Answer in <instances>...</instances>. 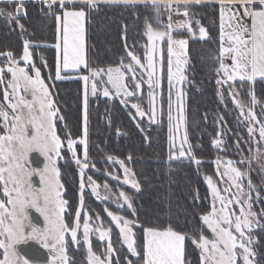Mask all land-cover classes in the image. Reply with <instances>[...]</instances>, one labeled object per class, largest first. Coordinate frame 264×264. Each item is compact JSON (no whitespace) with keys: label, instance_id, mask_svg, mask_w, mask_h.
Here are the masks:
<instances>
[{"label":"snow or ice","instance_id":"obj_1","mask_svg":"<svg viewBox=\"0 0 264 264\" xmlns=\"http://www.w3.org/2000/svg\"><path fill=\"white\" fill-rule=\"evenodd\" d=\"M39 2L47 9H41L42 15L54 18L55 44L40 45L23 39V51L19 58L12 51L0 53V57H6L0 62V196L3 197L0 199V250L3 253L0 264H29L15 249L17 244L28 240H35L48 250L49 264H70L67 235H70L73 245L79 246L81 242L87 245L88 264H122L117 248L112 243V227H105L97 214L93 228L90 224L93 217L86 211L81 224L85 173L91 163L89 97H97L98 94L110 99L116 97L125 106L131 102V109L135 112H129V116L147 146H150L149 132L152 126L162 129L166 123L168 152L164 163L169 184L175 182L171 178V173L177 171L172 167L174 162L194 164L199 173L204 162L197 158L195 150L202 149V145H193L189 140L187 91L180 87L184 83H191L185 75V67L189 64V40L180 38V31L186 30L194 37V22L198 26L199 39L211 40L208 30L190 11L191 5H202L211 0ZM0 3L11 6L9 11L0 9V17L7 19L9 27L14 22L23 36L27 29L20 20L27 19L26 0H0ZM100 3L133 9L140 4L152 9V17L146 16L143 21L142 35L147 40L143 45V60L135 54V45L129 50L126 42L128 25L122 24L121 39L125 41V56L120 58L119 64L93 67L89 62L85 45L86 12L83 8L77 10L70 6L87 5L89 11H92L98 10ZM219 8V51L218 55L213 53L211 57L218 64L214 68L217 75L215 83L218 86L216 95L220 103L224 104L223 88L227 86L228 96L238 110L237 122L248 133L247 140L239 133L234 134L235 151L241 158L236 161L216 157V178L213 175L203 177L211 197L210 209L198 214L201 223L194 225L191 231H179L172 225L175 213L171 210L170 196L165 197L168 211L164 215L168 219V225L157 227L144 226L140 221L133 195L123 190L116 193L111 203L115 204L118 211L113 212L106 206L104 212L118 229L121 246L126 245L128 253L135 258L133 261L125 257L123 264H193L188 251L189 243L198 251V264H261L257 259L260 254V239L256 230L259 229L264 234V207L257 211L254 204L264 205V103L255 95V84L258 80L264 82V0H228L227 9L221 0ZM133 15L139 19V14L135 11ZM174 15H182L184 19L174 21ZM42 46L56 50L54 73H48L49 80H71L74 78L72 74L77 73L75 78L83 82V134L78 139L70 136L67 139L71 159L78 166L80 192L79 207L76 208L71 223L66 218L73 216V213L69 200L64 198L65 186L61 183V170L57 167V160L62 158V140L57 134V122L65 118L60 115L50 85L42 78L40 67L33 62L31 51ZM126 59L128 62H125ZM40 60L47 66L43 56ZM82 66L87 74L79 75ZM145 85L146 96L143 94ZM245 85L248 86L247 95L250 98L247 101L241 98ZM145 101L147 108L143 106ZM258 105L259 115L255 110ZM224 106L227 111V105ZM145 118L146 127L142 126ZM204 119L207 120V114ZM214 122L218 130L211 139V146L224 151L226 141L223 133L227 121L224 115L217 114ZM181 129L182 136L178 137ZM241 142L249 145L247 156L243 155ZM77 145L83 146V160L77 157ZM33 152H39L44 157L42 169L29 166V157ZM106 159L119 165L123 172L122 180L118 174L111 173L113 180L123 186H130L136 193L142 191V183L135 171L128 166L133 161L131 153L124 159L106 154ZM237 164L243 166V169L237 167ZM92 166L95 167L94 164ZM253 172L260 175L259 184L253 181ZM34 175L39 177L38 188L32 183ZM87 184L97 200H110L113 189L108 183L103 184L104 195L99 191L101 185L91 175L87 176ZM193 199H200L198 190L194 191ZM29 208L43 216L46 226L42 231L35 226L26 231L29 225L26 209ZM120 212L124 214H119ZM81 228L82 240L78 239ZM136 229L142 232V237L138 236ZM94 233L98 234L99 241H107L106 248L99 254L93 251L90 240V234Z\"/></svg>","mask_w":264,"mask_h":264},{"label":"trees","instance_id":"obj_2","mask_svg":"<svg viewBox=\"0 0 264 264\" xmlns=\"http://www.w3.org/2000/svg\"><path fill=\"white\" fill-rule=\"evenodd\" d=\"M2 6L8 4L1 3ZM220 3L211 1L202 5H191L190 11L195 14V19H199L210 36L211 40L201 41L199 37L189 38L188 59L189 64L186 68V76L191 83H184V89L187 91V116H188V134L189 140L193 145L200 144L201 148H196L197 158L204 163L197 172L196 166L190 163H173L172 167L177 169L171 173L174 183H168L166 173L168 143L167 126L158 129L152 126L150 129V146H147L142 134L135 127V122L129 116L132 110L121 105L118 99L109 100L102 96L89 97V158L90 165L97 167L103 175L89 170V174L96 180L106 181L113 188L116 187L114 180L108 178L105 174L116 173L123 178L122 170L119 165L107 161L106 154H112L119 159H124L129 153L133 156V161L128 165L131 167L137 178L143 185L140 193L128 189V193L135 197V206L139 211L140 221L144 226L166 227L168 219L164 215L168 209L165 207V197H171L172 212L175 213L171 223L179 231H191L194 225H199L198 214H203L210 209V193L204 182V175H215L214 160L217 156H228L234 160L239 159V154L235 151L236 138L235 133H239L248 139L246 128L238 124L235 105L231 97L225 92L224 104L220 103L216 95L217 86L214 77V68L218 64H211L213 53L218 55L219 51V8ZM77 10L83 8L86 12V56L93 67L117 66L120 58L125 56V41H122V24L128 25L127 44L129 50L135 45V54L143 60V45L146 44V37L142 35L143 21L145 17L151 18L153 11L138 4L135 9L124 6H108L105 3L98 5V10L89 11L87 5L77 4L74 6ZM27 19H21L20 22L25 25L27 39L40 45L55 44V21L44 17L41 9L46 11L44 5L39 0L26 1ZM134 11L139 14V19L133 15ZM90 19V22H89ZM166 20L167 17L165 16ZM193 29L198 32V26L193 22ZM182 36L187 35L183 31ZM189 36V34H188ZM36 59L44 56L47 66L41 63L37 64L43 70L44 77L50 84L55 101L59 107L60 115L64 116L63 121H58L57 132L66 142L69 136L72 139H78L82 136V115H83V82L76 79L77 73H73V79L64 81L49 80L48 73H54V61L56 50L52 47L33 48ZM12 51L19 58L23 51V36L15 23L9 27L5 17H0V52ZM125 62H128L126 59ZM87 74V70L81 68L79 75ZM47 82V83H48ZM165 90L167 82L165 79ZM258 95L262 98L264 93V82L259 80L255 84ZM248 86L241 93L245 101L250 98L247 95ZM199 89V91L197 90ZM166 94V92H165ZM2 92H0V98ZM227 105V111L225 106ZM207 114V120L204 116ZM222 114L227 121V127L224 129L223 138L226 141L224 151H219L211 146V139L216 136L217 125L215 117ZM142 126L146 127V120ZM230 130V131H229ZM127 133V135H125ZM248 145L241 142V148L247 151ZM77 156L83 159V146L77 145ZM65 154L68 159L61 163L62 179L65 185V198L69 200L70 210L73 216L67 219H74V213L79 207V172L77 166L73 163L70 153L66 147ZM247 155V154H246ZM252 179L255 183L261 182L260 176L252 173ZM169 188L171 192H169ZM198 190L200 199H193L194 191ZM84 209L91 213H100L104 216V209L97 204L91 193H86ZM207 197V199H205ZM264 205L254 204V208L259 211ZM138 236L142 237V232L136 229ZM116 230H113V246L117 248V255L122 264L127 257L133 261L128 251L119 245L115 237ZM257 237L260 239L258 246L259 255L257 259L264 264V234L259 229L256 230ZM101 250V245L97 244ZM100 246V247H99ZM70 264H88L87 251L84 244L79 246L71 242L68 247ZM188 251L193 264H198V251L188 244ZM0 250V258H2Z\"/></svg>","mask_w":264,"mask_h":264},{"label":"rangeland","instance_id":"obj_3","mask_svg":"<svg viewBox=\"0 0 264 264\" xmlns=\"http://www.w3.org/2000/svg\"><path fill=\"white\" fill-rule=\"evenodd\" d=\"M26 1H28V0H26ZM224 7H225V9H227V7H228V2L227 3H225L224 4ZM237 7H238V5H237ZM0 9H4L5 11H9V10H11V6L9 5L8 7H7V5H5V6H2L1 5V3H0ZM178 19H184V17L182 16V15H180V16H176L173 20L175 21V20H178ZM14 23V22H13ZM21 23V22H20ZM250 23V22H249ZM12 25V24H11ZM18 28V27H17ZM19 29V28H18ZM85 29H86V23H85ZM183 31H186V30H181L180 31V33L181 32H183ZM193 31H194V33H195V36L194 37H199V32H197V31H195L194 29H193ZM180 38H185V39H188L189 40V38H191V36L189 35L188 36V34L187 35H185V36H182V34H180ZM193 38V37H192ZM23 39H27V36L25 35V33H24V35H23ZM85 45H86V32H85ZM188 48H189V45H188ZM31 51L33 52V50L31 49ZM0 53H4V52H0ZM40 57L41 56H39V59L37 60L36 59V57H35V55H34V52H33V62L34 63H36L37 64V62L38 63H41L42 65H44V62H42L41 60H40ZM44 57V56H43ZM211 58V57H210ZM6 59V57H0V62H2L3 60H5ZM130 59V58H129ZM44 61L46 62V59H45V57H44ZM47 63V62H46ZM211 64H214V61H213V59L211 58V62H210ZM0 66H2V64H0ZM21 66H23V64H22V62H21ZM37 66L39 67V65L37 64ZM82 68H83V66H82ZM186 68H187V66L185 67V75H186ZM41 69V68H40ZM41 75H42V78H45L44 77V73H43V70L41 69ZM214 77H215V80L217 79V75H216V73L214 74ZM45 82L47 83L48 81L46 80V78H45ZM48 84H49V82H48ZM50 85V84H49ZM217 86V85H216ZM237 86H239V85H237ZM180 87H182V88H184V84H182V85H180ZM218 87V86H217ZM50 91H51V89H50ZM146 91H147V86L145 85L144 86V90H143V94L146 96ZM223 91H224V94H225V92H227V86H224V88H223ZM52 92V91H51ZM53 93V92H52ZM227 94H228V92H227ZM99 95V94H98ZM255 95H256V97H257V99L259 100V101H261L262 103H264V99H261L260 98V96L258 95V92H257V86L255 85ZM99 96H102V95H99ZM262 98H264V93H262ZM103 97V96H102ZM53 98H54V100H55V97L53 96ZM104 98H106V97H104ZM241 98L243 99V97H242V95H241ZM107 99H109V100H113V99H118L119 100V98H116V97H113V98H107ZM0 101H2V96H1V98H0ZM186 101H187V97H186ZM56 102V101H55ZM132 102H135V101H132ZM57 104V103H56ZM130 104H131V102L126 106L128 109H130V110H132L133 111V113L135 112V110L134 109H131V106H130ZM125 106V105H124ZM143 106L145 107V108H147V103H146V101H145V103L143 104ZM57 107H58V105H57ZM59 108V107H58ZM256 111H257V113H258V115H259V112H260V106L258 105L257 107H256V109H255ZM138 120H139V118H137ZM145 120L147 121V118H145ZM58 124V123H57ZM182 132H183V129H181V132L178 134V137L179 136H182ZM57 134H58V132H57ZM258 138V137H257ZM61 140H62V138H61ZM179 144V138H178V140H177V145ZM66 147H67V142H66ZM66 147H65V143L63 142V140H62V149H61V157L62 158H59L58 160H57V167L58 168H60V170H61V183H63L64 184V181H63V179H62V169H61V163L64 161V160H66V159H68L67 158V156H66V154H65V149H66ZM248 148H249V145L247 146ZM77 151V150H76ZM70 153V152H69ZM249 154L248 153V149H247V151H243V155L244 156H247V155ZM70 156H71V153H70ZM78 157V156H77ZM79 158V157H78ZM221 158H223V159H232V158H230V157H228V156H222ZM241 157H240V155H239V159H240ZM81 160H83L82 158H80ZM238 159V160H239ZM234 160V159H233ZM238 160H236V161H238ZM73 163L75 164V162L73 161ZM111 163H113V162H111ZM29 166L30 167H32L31 166V163H30V158H29ZM119 167V166H118ZM237 167H241L242 169H243V166H241L240 164H237ZM77 169H78V166H77ZM89 170H93V171H95L97 174H99L100 175V171H97V167L95 166L94 168H93V166H91V165H89V168L86 170V173H85V190H84V193H83V195H84V201H85V199H86V193H91V188L88 186V184H87V176L88 175H90L88 172H89ZM256 176H260V175H258L256 172H253ZM122 174H123V172H122ZM101 175H103L102 173H101ZM108 178H110V179H112V176L110 175V173H108L107 172V174H105ZM93 177V176H92ZM261 178V177H260ZM93 179L98 183V184H100L101 185V188L99 189V191L101 192V195H104L105 194V191H104V189H103V184L104 183H107L106 181H100L99 179L98 180H96L94 177H93ZM215 179V178H214ZM113 180V179H112ZM121 180H122V178H121ZM114 182H115V184H116V187L115 188H113V186H111L109 183V185H110V187L113 189V194L112 195H110V200L109 201H100V200H97L96 199V197L94 196V200H95V202H97V204H99V205H101L102 207H103V209H104V207H109V209L110 210H112L113 212H117L118 210H117V208H116V206H115V204H112L111 203V200L112 199H115V194L116 193H118L120 190H123V191H125V192H127L128 193V189H126V188H129L130 190H133V189H131V187L130 186H123V185H121V184H119V182L118 181H116V180H114ZM245 183H246V181H245ZM65 186V185H64ZM219 187H221V188H223V185L222 184H219L218 185ZM66 189H64V191H65ZM135 191V190H134ZM66 193V192H65ZM92 194V193H91ZM129 195H132V194H130V193H128ZM79 195H80V192H79ZM65 198V197H64ZM0 199H3V197L2 196H0ZM87 212L88 213V215H90V216H92L93 217V220L92 221H90V224H92L93 225V228H95V217H96V215L98 214L100 217H101V219H102V221H103V223H104V226L105 227H112V229L114 230H116V233H115V237H116V240L118 241V243H119V245L121 246V244H122V242L121 241H119V236H118V229H116L115 228V226H114V223H112L111 221H110V218L106 215V213L104 212V216L103 215H101L100 213H91V212H89L87 209H82V215H81V224L83 223V214H84V212ZM119 214H124V212H120ZM128 218H131V216H129ZM66 220H67V222H69V223H71V221L73 220V219H67L66 218ZM113 236H114V234H113V231H112V234H111V239L113 240ZM78 239H81L82 240V228L78 231ZM90 240H91V244H92V247H93V251L94 252H96V253H102L103 252V250H104V248H106V245H107V241H104V242H101V241H99V239H98V234L97 233H94V234H90ZM66 241H67V254L69 255V253H68V247H69V244H70V235H67L66 236ZM82 243V242H81ZM83 244V243H82ZM97 244H99V245H101V247H102V249L100 250L99 248H98V246H97ZM85 246V248H86V251H87V245H84ZM16 247V246H15ZM100 247V246H99ZM123 248H125L126 250H127V247H126V245H124V246H122ZM17 252V251H16ZM18 254V253H17ZM19 255V254H18ZM3 256V255H2ZM70 257V256H69ZM134 258V257H133ZM129 259V258H128Z\"/></svg>","mask_w":264,"mask_h":264},{"label":"water","instance_id":"obj_4","mask_svg":"<svg viewBox=\"0 0 264 264\" xmlns=\"http://www.w3.org/2000/svg\"><path fill=\"white\" fill-rule=\"evenodd\" d=\"M29 158L32 167L37 169L43 168L45 161L44 157L39 152L31 153ZM32 183L34 187H40L39 177L34 175L32 177ZM26 213L29 219V225L26 228L27 231H29L32 226L37 227L41 231L45 228L46 225L43 216L35 209H26ZM15 249L19 256L29 261V264H49L50 253L35 240H28L17 244Z\"/></svg>","mask_w":264,"mask_h":264},{"label":"crops","instance_id":"obj_5","mask_svg":"<svg viewBox=\"0 0 264 264\" xmlns=\"http://www.w3.org/2000/svg\"><path fill=\"white\" fill-rule=\"evenodd\" d=\"M211 1H216V2H219L221 3V0H211ZM224 4L228 2V0H223Z\"/></svg>","mask_w":264,"mask_h":264},{"label":"built area","instance_id":"obj_6","mask_svg":"<svg viewBox=\"0 0 264 264\" xmlns=\"http://www.w3.org/2000/svg\"><path fill=\"white\" fill-rule=\"evenodd\" d=\"M176 17V15L173 16V19Z\"/></svg>","mask_w":264,"mask_h":264},{"label":"flooded vegetation","instance_id":"obj_7","mask_svg":"<svg viewBox=\"0 0 264 264\" xmlns=\"http://www.w3.org/2000/svg\"><path fill=\"white\" fill-rule=\"evenodd\" d=\"M30 230H31V229H30ZM30 230H29V231H30ZM26 231H27V230H26Z\"/></svg>","mask_w":264,"mask_h":264}]
</instances>
